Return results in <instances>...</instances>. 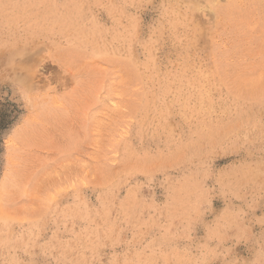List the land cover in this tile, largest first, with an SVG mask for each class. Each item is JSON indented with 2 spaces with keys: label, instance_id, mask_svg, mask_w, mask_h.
Returning a JSON list of instances; mask_svg holds the SVG:
<instances>
[{
  "label": "rangeland",
  "instance_id": "374dc122",
  "mask_svg": "<svg viewBox=\"0 0 264 264\" xmlns=\"http://www.w3.org/2000/svg\"><path fill=\"white\" fill-rule=\"evenodd\" d=\"M0 264H264V0H0Z\"/></svg>",
  "mask_w": 264,
  "mask_h": 264
}]
</instances>
